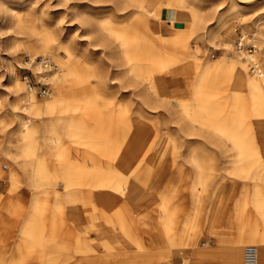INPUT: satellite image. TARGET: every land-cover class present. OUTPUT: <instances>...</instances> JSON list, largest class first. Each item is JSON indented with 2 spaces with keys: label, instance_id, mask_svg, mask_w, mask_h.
<instances>
[{
  "label": "rangeland",
  "instance_id": "obj_1",
  "mask_svg": "<svg viewBox=\"0 0 264 264\" xmlns=\"http://www.w3.org/2000/svg\"><path fill=\"white\" fill-rule=\"evenodd\" d=\"M119 2L120 0H0V217L2 213L6 212L10 213L9 216L16 217V221L10 224H4L0 218V264H152L153 262V264H173L169 260L170 255L159 257V254H154L158 259L146 261L149 258L147 253L154 252L159 247H163L164 250L166 247H172L170 245L164 247L163 243L168 241L164 238H156L152 224L149 225L152 231L151 237L128 244L132 248H127V251H125L124 245L125 231L129 230L114 228L110 232L116 234L118 246L115 249H110L106 242L109 233L108 224L93 213L94 209L97 214H100L94 198L84 199V216L92 218L91 228L86 229L85 238L77 240V234L72 231V238L74 237L75 240L72 238L65 240L62 239L63 237L62 240H59L56 236L57 233L49 228V220L53 213L52 207L57 204L63 224L76 227L79 223L80 203L76 196L66 197L64 191L54 193L50 187L41 184L39 180L35 181L32 189L30 187L23 190L34 191L31 192V195L44 206L42 220L33 226V229L41 228L42 230L38 235L33 230L30 237L24 238L25 245H19L21 239L18 237V219L22 212L27 211L30 191L23 195L17 190L23 188L21 183L23 172L15 160V156L19 152L18 143H23L20 138L21 130L24 128L20 127V123L34 116L32 110L25 109L26 102L21 97L33 93L37 102L58 99L56 103H58L57 110L59 112L56 113L63 117L64 125L60 127L58 134L62 139L63 146L70 147L71 155L74 154V148L69 141L73 132L84 135V130H82L84 123L86 121L92 123L94 121L92 118L99 114L110 116L121 112L128 121H133L135 118L141 119V116H151L153 120L161 118L162 124L159 123L161 131H166L167 128L163 124L164 121H167L174 126V128H170V133L180 135L168 111L163 108L150 109L141 104V97L137 94L138 89L128 85L129 79L124 77L125 65L119 67L115 65V57H112L111 54L116 47L115 43L112 42L111 46L107 45L106 38L99 31L98 24L105 20L113 21L114 28H126L130 24L132 26V19L136 17L134 12L137 11V8L133 5H125L124 9L120 11L117 9ZM192 5L198 6L205 13L214 14L210 17L216 14L220 16L222 18V28L219 29L221 32L213 38L207 34L206 30L193 32L192 23L186 15L182 14L175 19V22L184 19L187 27L174 36L172 32L176 31L175 28L169 26L167 20L163 18L160 21V27L166 30L165 40L166 42L168 38L172 40L167 42L169 44L166 45L164 52L167 66L164 68L163 74L157 76V81L161 94L187 97L184 102L187 100L192 102L194 96L191 89L197 82L200 69L210 62L212 69L206 74L204 84H201L200 99L198 102L196 101L197 104L195 108L193 107V111L198 112L200 107L208 109L211 114L216 116L212 125L226 130L231 127L232 122L223 112L232 110L233 107H239L240 102L244 109L249 110L252 102L242 87L233 84V72L228 70L230 68H228L226 57L233 56L230 48L235 43L239 26L242 25L246 28L245 33L254 36V28L247 29V27L249 24H253L252 20L257 13L264 12V0L254 1L251 5L244 3V0H187L182 3V10L185 12L188 6ZM214 21L215 19H206L208 28L213 26ZM234 27L237 29H233ZM34 28L36 30L43 28L51 32L54 43L49 46L48 50H43L33 44L40 37V33L35 32ZM227 29L230 34L226 33ZM256 34L259 36L258 33ZM261 38H264V32ZM59 54L63 57L62 60L65 64L58 74L61 88L56 89L55 82L50 79V75L55 74L59 68L56 60ZM262 56L264 58V55ZM262 56L259 60L261 63L264 60ZM42 57L50 59L51 68L47 71L40 68L41 74H36L38 62ZM24 76L28 77L30 87L23 79ZM14 78L24 86V91L15 89ZM80 86L89 90L85 97L77 91ZM45 89L49 91L50 95L42 93ZM68 91L75 94L68 95ZM235 97L240 100H236ZM256 100L258 101V114L248 111L250 121L246 123L251 131L250 137L247 138L248 146L250 145L253 150V159L258 161L264 156V136L258 133L256 120L253 118L261 114L264 123V93H260ZM236 110L238 109L232 110L233 116H236ZM88 116L90 117L86 119ZM111 126L117 125L113 123ZM50 128L48 125H43L39 134H48ZM180 138L182 137H178L175 144L181 151L178 161L183 162L189 145L185 139ZM198 141L202 142V140ZM229 144L225 143L227 150ZM29 149L35 153L33 159H25L29 171L33 168H42L48 173L52 156L50 152L48 153L49 148L45 143V138L40 136L37 139L31 138L28 141ZM228 153H231V150ZM232 157L219 152L218 167L229 171L231 165L228 159H232ZM171 159L172 156L169 154L168 159L160 168L164 179L160 182L163 186L160 192L162 196L159 199L163 202L167 201L166 210L173 211L172 205H174L177 207L176 212L179 210L183 212L184 207L181 205L185 204L184 195H186L187 187L180 188L178 191L176 187L179 177H172L169 180L167 175L172 170ZM85 164L84 160L71 157L66 166L68 168L76 166L73 171L78 174ZM111 168L112 177H117L120 173L118 168L114 165ZM108 169L106 168L104 171L108 172ZM57 174L62 175L60 167ZM232 177L231 174H225V178L221 181L231 182ZM252 184V180L248 179L246 183L248 195L252 192ZM260 184L264 191V182L260 181ZM53 195L59 196L54 197ZM251 207L249 204L248 211L251 210ZM156 215L157 212L149 213L147 222L155 220ZM115 225L116 223H112L113 227L118 226ZM34 231L35 234H33ZM170 232L173 230L171 229ZM200 239L201 235H198L194 241L195 245L188 244L184 248L196 247ZM16 241L17 244H14ZM95 242L98 246L93 245ZM247 243H243L242 251ZM9 255L10 257L7 259ZM94 255L97 256V259L95 257L92 262L90 260ZM241 256L242 253H240V259ZM81 259L83 260L81 261ZM130 259L132 260L130 261ZM183 264H189V260L185 258Z\"/></svg>",
  "mask_w": 264,
  "mask_h": 264
},
{
  "label": "bare ground",
  "instance_id": "obj_2",
  "mask_svg": "<svg viewBox=\"0 0 264 264\" xmlns=\"http://www.w3.org/2000/svg\"><path fill=\"white\" fill-rule=\"evenodd\" d=\"M184 1L187 0H120L117 8L120 11L124 9L125 5H133L137 8V11L134 12L136 17L132 19V26L130 24L126 28H114L111 20L101 21L98 24L99 31L106 38L105 43L110 46L112 42L115 43L116 47L111 53L112 57H115V65L118 67L125 65L124 77L129 79L128 85L138 89L137 94L141 97V104L150 109L163 108L168 111L181 136L170 133V128H174V126L167 121H164L163 124L167 128L166 131H161V126H159L161 118L153 120L151 116H141V119L135 118L133 121H128L121 112L110 116L99 114L92 118L94 120L92 123L89 121L84 123V129H82L84 135L73 132L69 141L74 148V154L71 155L70 147L63 146L62 139L58 134L60 127L64 126L63 117L56 113L59 112L57 110L58 103H56L58 99L37 102L33 93H28L21 98L26 102L25 109L32 110L34 116L20 123V127L24 128L21 130L20 138L23 143H18L19 152L15 156V160L23 172L21 182L23 188L17 190L21 191L30 187L32 189L35 181L39 180L41 184H46L55 192L60 188L69 195L81 194L83 199L94 198L100 214H97L94 209L93 213L97 218L104 219V222L108 224L109 233L114 228H127L129 231H125V242L132 244L142 239H149L152 232L149 225L152 224L156 238H164L168 241L164 246L166 247L169 244L172 246L174 240L173 232H170L173 211L166 210L167 201L163 202L159 197L162 196L160 192L163 186L160 182L164 179L160 168L168 159L169 154L172 156V170L167 175L169 180L172 177H179L176 188L180 190L187 185L189 179L191 181L189 187L192 192L191 204L197 207L201 202L203 185H205V178H202L201 175H219L220 179L215 182L219 184L218 182L225 178V174H231L234 177L241 175V173L249 175L250 173L264 172V156L256 161L252 156L253 150L250 145L248 146L247 138L250 137L251 131L246 123L250 121L248 111L258 114L256 97L260 93H264V60L262 63L259 61L260 57L264 55V38H261L264 32V12L257 13L252 20L253 24H249L247 27V29L254 28L260 37L255 32L254 36L245 33L246 28L241 25L238 28L233 47H229L233 56L226 58L228 59V68H230L228 70L233 72V84L242 87L252 102L249 110L244 109L240 102L239 107H236L238 109L236 116H233L232 113V110L236 109L234 107L232 110L224 111L223 113L228 116V120L232 123L230 128L223 130L212 125L216 116L211 114L208 109L200 107L198 112L193 111V107H196L200 99L201 84H204L206 74L212 69L210 62H207L200 69L197 82L191 89L194 96L192 102H188L189 100L184 102L187 97H176L177 95H173L171 92L172 95L161 94L157 81V76L163 74L164 68L167 66L164 52L166 45L169 44L167 42L172 40L169 38L167 42L165 40L166 30L160 27V21L163 18L167 20L169 26L175 28L176 31L172 32L174 36L187 27L184 19L175 22V19L182 14L186 15L192 23L193 32L206 30L212 38L221 32L219 30L222 28L220 16L216 14L210 17L214 14L205 13L196 5L188 6L184 12L182 10ZM254 1L261 2L263 0H244V3L251 5ZM210 18L215 19V23L208 28L206 19ZM176 23L182 24L176 26ZM233 29H237V27ZM33 30L40 33V37L33 44L43 48V50H48L49 46L54 43L51 32L43 28L38 30L34 28ZM228 30L226 33L230 34ZM240 36H244L246 39L249 36L253 40L255 49L252 54L242 53L235 48ZM62 58L61 54L56 57L59 68L55 74L50 75V79L55 82L54 87L56 89L61 88L58 74L65 64ZM252 63L256 64L257 71H251L250 64ZM40 68L37 66L38 72L36 71V74H41ZM230 72L227 73L230 74ZM38 76L40 77V75ZM13 81V86L17 91H24V86L17 79L14 78ZM77 91L83 97L89 93V90L82 86ZM69 94L75 93L68 91ZM238 97L240 98L239 95ZM235 98L236 100L239 99ZM253 119L256 120L258 133L264 136V123L261 114ZM113 123L117 126L112 127ZM43 125L51 127L46 135L39 134ZM39 136L45 138V143L49 148L48 153L50 152L52 156L48 173L42 168H33L29 171L25 162V159L29 160L35 157L34 151L28 150V141L33 137L37 139ZM178 137L185 139L189 145L183 162L178 161V157L181 155V151L175 144ZM198 140H202V142L200 143ZM227 142L230 143L228 150L225 147ZM69 146L71 145L69 144ZM230 150L231 153H228ZM219 152L233 156L232 159H228L231 169L226 170L227 172L224 168L218 167ZM70 156L80 158L86 163L84 167H81L78 174L73 171L76 166L69 168L66 166ZM113 165L120 172L114 178L111 168ZM59 167L64 175L62 177L57 174ZM106 168H109L108 172L104 171ZM225 187L228 186L224 185L223 182L218 186V188L224 189ZM35 207V210L39 208L38 205ZM172 209L175 210L174 205H172ZM153 212H157V219L155 216V220L147 222L148 214ZM91 219L87 216L84 221L85 225ZM112 223H116L118 226L113 227ZM20 230L25 231L26 229L23 227ZM52 231L54 232L55 229ZM62 233L70 236L72 231L66 227ZM170 253V247H166L165 250L163 247H159L158 250L147 253L149 258L146 261L158 259L154 254H159V257H166ZM242 258L243 251L241 259L239 257L241 264H243Z\"/></svg>",
  "mask_w": 264,
  "mask_h": 264
},
{
  "label": "crops",
  "instance_id": "obj_3",
  "mask_svg": "<svg viewBox=\"0 0 264 264\" xmlns=\"http://www.w3.org/2000/svg\"><path fill=\"white\" fill-rule=\"evenodd\" d=\"M62 176H64L63 173L59 177ZM201 176L205 178V185H203L201 202L198 204L199 206L197 207L191 204L192 192L189 187L191 181L188 180L186 185L187 192L186 195H184L185 204L181 205L184 207L183 212L180 210L176 212V206L175 210H173L172 230L174 240L171 247V258L169 260L172 261L173 264H183L185 258L189 260V264H240L239 257L240 253H242V245L248 242L247 244H254L257 249L258 264H264V191H262L263 187L260 186V181L264 182V172L250 173L249 175L241 173V175L234 176L231 179L233 180L232 182H223L224 185L228 186L225 187V189L218 188L222 181L218 182L219 184L215 183L216 180L220 179L219 175ZM248 179H251L253 182V189L250 195L247 194L248 186H246V183ZM177 190L179 191V189ZM29 191H20L23 195L29 192L30 200L27 211L22 212L18 219V237L21 239L19 245H25L23 241L24 238L27 236L30 237L33 230L37 232L36 235L40 234L39 231L42 230L41 228L33 229V226L42 220L41 215L44 206L33 198L31 192L34 191L31 189ZM59 191L62 192L64 190L59 189L56 192ZM53 192L55 193V191ZM64 192L66 197L76 196L80 203L79 209H81L80 215H78L79 223L76 227L63 224L61 221L62 217L59 216V208L57 204H54L52 207L53 213L49 220V228L51 230L52 228L55 229L54 232L57 233L56 236L59 240L72 238V233L70 236L62 233L66 227L70 228L73 232L75 231L77 240L85 238L86 229L89 227L91 228V226L90 222H88L87 225L84 223L83 196L81 194L69 195L66 191ZM53 196L58 197L59 195ZM249 204L252 207L250 208L251 210L248 211ZM35 205L39 206L37 210H35ZM0 218L4 224H10L16 221V217L9 216L7 212L2 213ZM23 227L26 229L25 231L20 230ZM35 231L33 234H35ZM108 235L113 237L107 236V245L110 249H115V247L118 246L116 234L110 232ZM198 235H201V239L198 241L199 244H197L196 247L184 248V246L188 244L195 245L196 242L194 241ZM72 239L75 240L74 237ZM59 242L57 243L60 244ZM14 244H17V241L14 242ZM128 244L131 243L125 242L124 244L125 251L128 250L127 248H132V246ZM165 244L166 243H163V246ZM93 245L98 246L96 242L93 243ZM176 246L177 248H175ZM179 246L180 248L178 249ZM9 257L10 255L7 259ZM95 257L97 259V256L94 255L90 261L93 262ZM82 260L83 259H81V261ZM131 260L132 259H130V261Z\"/></svg>",
  "mask_w": 264,
  "mask_h": 264
},
{
  "label": "built area",
  "instance_id": "obj_4",
  "mask_svg": "<svg viewBox=\"0 0 264 264\" xmlns=\"http://www.w3.org/2000/svg\"><path fill=\"white\" fill-rule=\"evenodd\" d=\"M247 39L244 36H240L237 39V42L235 44V48L238 51H240L242 53H246L249 55V54L253 53V51L255 49V45L253 44V40L249 36H247ZM38 66H40L42 69L47 71L51 68V61L48 57H42L38 62ZM250 66H251V71L254 72V71L258 70L255 63L250 64ZM23 79L27 83V86L30 87V81H29L28 77L24 76ZM42 93H44V95H50L49 91L46 89L43 90ZM242 259H243V264H257L256 247L254 245H251V244L245 245L243 248V258Z\"/></svg>",
  "mask_w": 264,
  "mask_h": 264
},
{
  "label": "water",
  "instance_id": "obj_5",
  "mask_svg": "<svg viewBox=\"0 0 264 264\" xmlns=\"http://www.w3.org/2000/svg\"><path fill=\"white\" fill-rule=\"evenodd\" d=\"M182 23H176V26H180Z\"/></svg>",
  "mask_w": 264,
  "mask_h": 264
}]
</instances>
